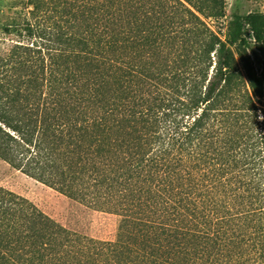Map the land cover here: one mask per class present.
I'll use <instances>...</instances> for the list:
<instances>
[{
    "label": "trees",
    "instance_id": "trees-1",
    "mask_svg": "<svg viewBox=\"0 0 264 264\" xmlns=\"http://www.w3.org/2000/svg\"><path fill=\"white\" fill-rule=\"evenodd\" d=\"M30 4L0 158L121 220L96 240L0 186V264H264V11L223 37L225 0Z\"/></svg>",
    "mask_w": 264,
    "mask_h": 264
},
{
    "label": "rangeland",
    "instance_id": "rangeland-1",
    "mask_svg": "<svg viewBox=\"0 0 264 264\" xmlns=\"http://www.w3.org/2000/svg\"><path fill=\"white\" fill-rule=\"evenodd\" d=\"M31 0H0V54L9 55L14 40H22L25 26L32 21ZM226 15L223 19H206L218 34L226 37L228 23L234 14L264 11V0H225ZM33 22H35L33 20ZM12 26L11 32L7 27ZM260 69V65L256 64ZM0 186L21 195L35 204L42 212L69 230L103 241L118 237L121 217L105 208L95 207L71 198L48 184L12 167L0 158Z\"/></svg>",
    "mask_w": 264,
    "mask_h": 264
}]
</instances>
